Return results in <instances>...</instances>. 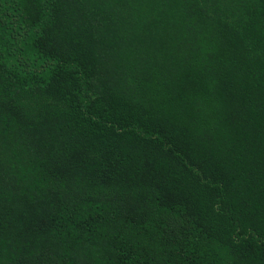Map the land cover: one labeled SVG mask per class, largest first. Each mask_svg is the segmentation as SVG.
Here are the masks:
<instances>
[{
    "label": "trees",
    "instance_id": "trees-1",
    "mask_svg": "<svg viewBox=\"0 0 264 264\" xmlns=\"http://www.w3.org/2000/svg\"><path fill=\"white\" fill-rule=\"evenodd\" d=\"M0 264H264V0H0Z\"/></svg>",
    "mask_w": 264,
    "mask_h": 264
}]
</instances>
